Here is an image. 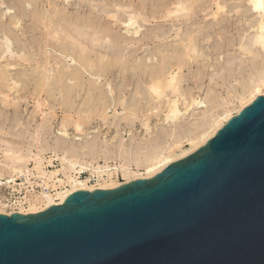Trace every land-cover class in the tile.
I'll list each match as a JSON object with an SVG mask.
<instances>
[{
	"label": "rangeland",
	"instance_id": "obj_1",
	"mask_svg": "<svg viewBox=\"0 0 264 264\" xmlns=\"http://www.w3.org/2000/svg\"><path fill=\"white\" fill-rule=\"evenodd\" d=\"M175 1L176 0H5V4L1 8L2 13H5L9 8L19 13L20 19L18 20L20 21V25L16 27L17 31L22 34V30H24L26 33L18 38V40L20 39V41L22 40V42L29 45L30 54L33 53V55H30L31 57L41 52L42 48L38 45L39 43H43L47 38L50 39L43 24L47 20L48 15V18H51L54 24L59 25L62 23L61 25L68 30H66V32L71 33V35H78L76 38L78 40L81 39L80 42L85 43L86 41L91 44H83L85 47L86 45L88 46L89 50L86 48L88 53L93 48V52H91L94 54L91 55L90 52L87 54V57L91 55V57H94V61L98 60L97 63L100 62L95 67L101 65V67H98L99 69L101 68L100 71H103V73L108 72V78L113 82L114 86H116V90L108 97V104H110L108 108L106 104L104 105V100L101 102L102 96L100 93L95 91V89L93 91L94 86L91 84H93L94 80L88 74H85L82 78L78 76V78H73L71 80L68 77L63 78V75H60L62 73H56L57 76L55 75L56 77L54 78L52 75L53 78L50 77L52 79L49 80L50 83L47 81L45 86H43L44 80H41L43 76H40L39 72L36 71L35 68L38 67V64L35 60H32L31 63L28 64L17 57L16 59L13 58L12 61L17 63L15 66H10L11 68L14 67L13 70L9 67V69H11V75L8 72H4L3 74L0 73V160L5 158L3 147H5L7 143L18 153H25L29 158L26 157L27 160H25L26 163L22 167L23 172L21 174L18 172H10L8 169L0 167L4 172L1 178L20 176L24 174L26 170L35 166L37 169L44 167L50 171H63L69 177L71 176L70 172H72L74 175L86 179L92 176V173H95L93 172L94 170L101 171V169L97 167L108 165L113 172L116 167L118 168V173L116 172L114 176L116 179L118 178L123 182L126 177H124L120 165L124 163L123 161L125 160L120 156V153H118L120 152V147L125 146L123 147V149H125L124 151L128 152V155L131 157H129L131 160L125 161L130 166L131 171L136 173L138 171L139 174L145 173V175L147 169L144 166L139 167L136 161L140 158V162L147 161L146 159L151 153L152 144L159 145L160 150L162 151L165 149L166 153L170 150L171 146L173 147V144L178 143L174 145L178 146L180 141V145L175 149L176 152L179 153L181 149L190 148L191 145L186 135L178 136V134H173V131L178 129L179 125L193 127L197 121H200L198 119L202 118L203 109L205 108H195L194 106L186 110L187 102L189 100L191 101L190 98L193 97L192 95L199 100L202 98L206 101L209 109L213 105L212 100H218V103L215 104L216 106L214 105L216 108L209 111V115H214L215 113L222 114V112L227 109L233 114H236L242 102L244 103L247 101L245 97L249 98L251 91L254 89L258 79L256 75L257 69L262 68L264 70V50H262L260 44L254 41L261 14L253 9L249 0H225V11L217 20L213 19L211 15H207V13L211 11L208 9V7L211 6V0H189L186 2L187 5L192 4L191 6L193 7L189 17L185 15L184 12L174 14V16L172 14V16L167 18L164 17L163 14L167 11L166 9L171 8ZM175 6L176 5H173L172 8H175ZM201 6L207 8V10L205 12L199 11L198 8ZM24 8H26V11H23ZM194 9L198 11L195 12ZM134 12L138 13L136 17H139L138 15H141V12L143 13V17L137 18V23H139L136 25H132L130 19L133 18L131 16L135 14ZM112 15H116V17ZM6 17H8V15ZM125 22L128 23L125 24ZM129 22L131 24L130 26H132L131 28H129ZM137 25L142 26L140 27V33L135 31ZM133 27H135V30ZM92 28L95 30L98 29L99 33L96 35L93 34ZM157 33L159 35L162 33V38H153V35ZM177 33H182V39L190 36L188 34H193V36H195L194 40L196 41V45L193 49L189 50L190 55H186L184 47L180 45V36H177ZM105 34H108L106 38L111 41H107L106 38H100L101 36L104 37ZM0 36V38L3 39V35ZM176 36L179 39H174ZM62 38L67 39L66 37ZM98 38L101 40L105 39L106 42H108V45L105 46L107 43L100 40L102 43H105L103 46H108L107 49L101 47L104 51L102 54L100 47L97 49V41L99 42V40H97ZM1 39L0 41H2ZM86 39H88V41ZM94 39H96V48L92 46V44L95 43ZM163 39L167 40L165 41ZM14 41L17 42L16 37ZM52 41L54 40L52 39ZM66 41H72V39L69 38V40L67 39ZM176 41H178V44ZM101 42L99 44H101ZM171 47H174V49H171ZM165 48L168 50H164ZM48 49L52 50L50 46ZM78 49L81 50L79 47ZM78 49H76L77 52H79ZM97 50H99L101 55L109 52L110 56L107 54L105 57V54L104 58H109L110 60L107 59V61H105V59L103 60L101 58L100 60V54ZM14 51L17 53L18 49L14 48ZM94 51H97L99 55L97 54V56ZM74 53H76V51H74ZM161 53L164 56L166 55L165 57H168L165 61H168L167 63L182 58H185L189 62L183 67L182 73L180 72L182 76V80L179 84L181 94H178L177 98H180L179 107L183 115L179 117L176 123H173V120H167L165 117L166 113H168V103L166 99H168L169 95L163 102L158 103L155 97L156 95L151 94L147 88L149 77L152 79L153 77H151V75L159 71L157 70L159 67L157 65L163 61ZM124 55H126V57H123ZM152 55L157 56L159 59L161 56L162 57L160 61H157V64L156 62H151V64L144 62L146 61V57H151ZM96 56L97 58H95ZM138 56L141 57V60ZM36 57L39 58L42 57V55L40 54ZM64 57L65 59L62 57L64 65L67 66L65 64L67 61V64L74 67V63L69 60L70 56L68 58L66 56ZM136 57L139 60H137ZM4 61L7 62L6 59L0 60V63L3 65L2 68L5 67ZM103 61H105V63ZM140 62L144 66L140 65ZM53 63L57 66L60 64V67L64 66L62 63H56V61H53ZM102 63L105 66L102 65ZM146 66L149 68L145 69L144 67ZM23 69L25 71L24 73H22ZM0 72L2 71L0 70ZM143 72L145 74H143ZM121 74H125L123 75V79H127H125L126 81L124 80V82L127 84L129 83L127 91L118 88L123 80ZM7 76H11L9 77L10 79L14 76L15 78L9 80ZM124 76L126 77L124 78ZM89 78L90 80L88 81ZM75 84H77V87H75ZM88 84L92 86L90 88L88 86L91 90L85 88ZM80 85H82V87ZM83 85L85 86L83 87ZM11 87L12 90H10ZM43 88H45V90ZM261 90H264V83ZM169 91L170 90L166 93H171V91ZM8 94L9 96H7ZM96 94L101 97L98 98ZM132 108L135 109V115L130 112ZM68 115L71 117L67 123L71 120L70 123L72 125V121H75L74 119H80V122L83 124V133L76 131L74 126L68 124L69 136L67 137L59 134L62 123ZM106 116L107 118L105 119ZM147 123L148 126L146 125ZM211 130H213V128L209 131ZM76 138H80V140H76ZM60 140L62 142H60V144L62 145L64 140L65 143L68 144L94 141L93 143H98L101 148H110L112 154H110V150H107L108 154L107 152L105 156L101 154L98 159L94 160L93 168L82 169L79 165L75 167L76 162H74L75 164H70L63 158L66 153L63 149L56 146V144H59ZM129 152L131 154H129ZM162 152H164V150ZM132 155L134 159H132ZM68 156V158L71 159L78 158L72 155ZM103 157L105 158L103 159ZM90 160H92V158L84 156L79 157L77 162H89ZM24 162L22 164H24ZM103 173L106 175L104 178H108L107 172Z\"/></svg>",
	"mask_w": 264,
	"mask_h": 264
},
{
	"label": "water",
	"instance_id": "obj_2",
	"mask_svg": "<svg viewBox=\"0 0 264 264\" xmlns=\"http://www.w3.org/2000/svg\"><path fill=\"white\" fill-rule=\"evenodd\" d=\"M0 264H264V95L151 178L0 213Z\"/></svg>",
	"mask_w": 264,
	"mask_h": 264
},
{
	"label": "bare ground",
	"instance_id": "obj_3",
	"mask_svg": "<svg viewBox=\"0 0 264 264\" xmlns=\"http://www.w3.org/2000/svg\"><path fill=\"white\" fill-rule=\"evenodd\" d=\"M187 1H189V0H176L174 4L171 3L172 6L173 5H176V6H175V8H172V6H171V8H168L167 7L168 8V9H166L167 11H165V13L163 14L164 17L167 18V17L172 16V14L174 16V14H179V13H183V12L185 13V15H187L189 17V15L191 14L190 13L191 12V9L193 7L191 6L192 4L191 5H189V4L187 5V3H186ZM211 1H212L211 6L208 7V9H210L211 11L209 13H207V15H211L213 19H217L218 20L219 17L225 11L226 1L225 0H211ZM249 2L251 3L253 9L256 10L257 12H259L261 14V19H260L259 24H258L257 33H256V35L254 37V41L256 43L260 44L261 47H262V50H264V0H249ZM4 4H5V0H0V35H3V37H2L3 39L0 38L2 40V41H0V60L1 59H6L7 60V62L4 61V64H5L4 65L5 66L4 68H2V66H3L2 63H0V70L2 71V72H0L1 74H3L4 72H6V73L8 72L11 75V71L10 70L11 69L13 70V68H14V67L13 68H11V67H12V65L15 66V64L17 63V62L15 63V61H12V59L13 58L16 59V57L19 58V59H21V60H23V61H25L28 64H30L32 60H35V62L38 64V67L35 68V69H36V71L39 72V75L40 76L41 75L43 76V79H41L42 81L44 80L43 86H45V84L47 83V81H48V83H50L49 80H52L50 77L53 78V76H54V78H55L57 76L56 73H58V74L62 73L60 75L61 76L63 75L62 76L63 78L64 77H66V78L68 77L71 80L73 78H78V76L79 77L81 76L80 78H82V76H85V74H88L94 80L93 81V84H91V85L94 86L93 87V91L95 89V91L99 92L102 97L100 95L98 96L96 94L97 97L98 98L101 97V102H102V100H104V102H103L104 105L106 104L108 106V108L110 107V104H108L109 103L108 97H109L110 94H112L116 90V86H114L113 82L108 78V76H109L108 72L107 73H103V71L102 72L100 71L101 68L99 69L98 67L99 66L101 67V65L95 67L100 62L97 63L98 60H95L96 61V64H95L94 57H91V55L94 54V53L92 54V52H93V48L92 47H91L92 50H90V52L92 51L91 52V55L87 57V54L90 53V52L88 53L89 48H88L87 45H86V47L83 46V44L85 45V43L87 44L88 42H86V41H85V43L80 42L81 41L80 37H79L80 40H78L76 38V36H78V35H76V34L75 35L74 34L71 35V33L66 32L67 29H65V27L61 25L62 23L59 24V25L58 24L57 25L54 24L53 21H52V19L51 18H48V15H47V20L43 24H44V27L47 30V34H48V36H49V38L51 40L46 37L47 39H45L44 42L42 41L43 43H39V44L37 43L40 46V48H42V49H41V52H38L39 54L36 55V56H39L41 54L42 57L37 58L35 55L31 57L30 55H33V53L30 54L31 52L29 51V45L27 43H25V42H22V40L20 41V39L18 40V38L22 37L26 33V31H24V30H22V32H21L22 34H20L19 31H17V28L16 27H18V25H20V23H19L20 21L18 20V19H20L19 13L17 11H12L11 10L12 8H9L5 13H2L1 8L3 7ZM169 4H170V2H169ZM199 5H201V4H199ZM193 6H194V4H193ZM201 7L200 8L196 7V8H198L199 11H204V12L207 10V8H205V7H202L201 8ZM151 9H153V8H151ZM194 10H195V12L198 11V10L196 11V9H194ZM23 11H26V8H24ZM107 13H109V12H107ZM134 13L135 14H132L133 16H131L133 18H130L132 25H136V24L139 23V22L137 23V21H138L137 18H140L141 16L143 17L142 14L144 13V11H143V13L141 12V15L140 14L138 15L139 17H136V14H138V13H136V12H134ZM7 15H8V17H6ZM134 15H135V18H134ZM112 16L113 17H116V15H112ZM130 19H129V21H130ZM126 23H128V22H125V24ZM130 25L131 24L129 22V26ZM131 27L132 26H130L129 28H131ZM140 27H142V26L141 25L140 26L137 25L136 30H135V27H133V29L136 32L140 33ZM131 31H133V30H131ZM70 32H72V31H70ZM97 33H99V30L98 29H96V30L93 29V34L96 35ZM161 34L160 35L158 33L156 35L154 34L155 36L153 35V38H156V37L157 38L158 37H161L162 38V35ZM181 34L182 33H180V34L177 33V36H180V45L184 47V50L186 52V55H190L189 50L193 49L194 46L196 45V41L194 40L195 36H193V34H188L190 36L187 35L188 36V37L186 36L187 38L184 37V39H182ZM17 35H18V37H17ZM63 35H65V36H63ZM107 35L108 34H105L104 37L101 36L100 38H106ZM177 36L174 37V39L177 38ZM15 37H16L17 42L14 41ZM62 37H66L68 40H69V38H71L73 42L72 41H66L67 39H63ZM100 38L97 39V40H99V42L97 41V43H98L97 44V49H98V47H100V49L102 50V48H104L106 45H108V42H106L105 39H102L101 40ZM52 39L54 41H52ZM139 39H140V37H139ZM177 39H179V38H177ZM86 40L88 41V39H86ZM94 40H95V43H93L94 45L92 44V46H95V48H96V45H95L96 44V39H94ZM100 40L102 42H106L107 44L102 43ZM103 40H105V41H103ZM108 40L109 39H107V41ZM163 40H165V39H163ZM109 41H111V40H109ZM70 42H72V43H70ZM100 42H101L102 45L99 44ZM176 42L178 44V41H176ZM173 43H175V42H173ZM103 44H105V46H103ZM89 45H91V44H89ZM180 45H179V47H180ZM49 46L52 48V50L51 49L50 50L48 49ZM81 46H83V47H81ZM78 47L81 50H79ZM107 47H105V48L107 49ZM174 47H171V49L172 48L174 49ZM176 47H177V45H176ZM14 48L15 49H18V52L17 53L14 51ZM76 49H78L79 52H77ZM73 50L76 51V53L78 55L76 53H74ZM86 50H87V53L85 54ZM164 50L167 51L168 49L165 48ZM97 51L99 52V50H97ZM97 51H94V52H96V55L98 54ZM166 51H165V53H166ZM103 52L104 51L102 50L101 51V54ZM169 52H170V50H169ZM99 54H100V52H99ZM101 54L99 55L100 56L99 59L101 58L103 60L105 59L104 58V55L105 54H106L105 57L107 56V54H108V56H110V53L109 52L108 53H104L103 55H101ZM64 56H66L67 58L70 56L69 57V60H70V62H73L74 63V67L73 66H70V64H67L66 63L67 61L65 62V64L67 66L64 65V63H63L64 60L62 59V57L65 59ZM97 56L95 58H97ZM157 56H153V55L151 57H146L145 56L146 57V61H144V62H147V64L148 63L151 64V62L152 63L153 62H156V64H157V61H160L161 57L163 56L162 57V60L163 61H161L159 63V65H157V66H159L158 69L156 67V69L159 70V71L156 73L155 72L156 70L154 69L155 70L154 71L155 73L154 74L151 73L154 76L151 75V77H153L152 79H150V77H149V79L151 81L148 79V81H149L148 82V85L146 83V85L148 87L147 86L146 87L148 88V91L151 92V94H153V95L155 94L156 95L155 97L158 100V103L163 102L164 99L167 98L168 95H169L168 99H166V102L168 103V113H166L165 117H166L167 120L168 119L169 120H173V123H176V121L179 119V117L181 115H183V113H181V109L179 107V102H180L179 100H180V98L179 99L177 98L178 97V94H181V88H180L179 84H180V81L182 80L181 79L182 76H181L180 72L182 71L183 67L185 65H187L189 62L185 58H182L181 57L182 59H180V60H177L176 61V59H175V61L170 62V63H167L168 61L165 62L167 60V58H168V57H165L166 55L164 56L162 54V56L160 57V59ZM123 57H126V55H124ZM138 57H140V56H138ZM113 58H115V57H113ZM121 58H122V56H121ZM136 58H135V60H136ZM169 58H170V56H169ZM107 59L110 60L109 58H107ZM107 59H105V61H107ZM143 59H142V61H143ZM137 60H139V59L137 58ZM140 60H141V57H140ZM53 61H56V63H62L65 66V68H64V66H61L60 67V64L58 65L59 66V68H58V66L55 65L53 63ZM105 61H103V62L105 63ZM119 61H120V59H119ZM125 61H123V62H125ZM102 65H104V64L102 63ZM123 65H124V63H123ZM140 65H143V64H141V62H140ZM9 67L11 69H9ZM134 67H132V68H134ZM146 67H144V68L145 69H148L149 68L148 66H146ZM30 70H32V69H30ZM130 70H131V68H130ZM105 71H107V70H105ZM110 71H112V70H110ZM24 72L25 71L23 69V72L22 73H24ZM144 72H143V74H145ZM151 72H152V70H151ZM25 75H26V73H25ZM123 75H125V74H123ZM123 75L121 74L122 79H123ZM132 75H133V73H132ZM135 75H136V73H135ZM256 75H257V78L258 79H257V82L255 83L254 89L250 93V97L249 98H246L245 97V99L247 101L244 102V103L242 102V105L240 106V108L238 107L239 109L237 110L236 114H238L243 108H245L246 106H248L249 104H251L258 96L264 95V90L263 91L261 90V87L263 86V83H264V70L262 68L257 69V74ZM2 76H4V75H2ZM9 77H11V76H9ZM9 77L7 76V78H9ZM27 77H28V75H27ZM125 77L126 76H124V78ZM130 77H133V76H130ZM12 78H15V76L12 77ZM11 79L9 78V80H11ZM125 79L122 80V82L119 84L120 85L119 87L117 86L118 88H121V90H123V91H127V88H129L128 87L129 86V83L127 84L126 82H124ZM38 80H40V79H38ZM89 80H90V78L88 79V81ZM76 83H78V82H76ZM12 84H15V83H12ZM84 84H85V82H84ZM91 85L88 84L87 87H85V88L89 89L90 87H92ZM80 86L82 87V85H80ZM84 86L85 85H83V87ZM88 86H89V88H88ZM75 87H77V84H75ZM81 87H79V88H81ZM43 89L45 90V88H43ZM10 90H12V87L10 88ZM89 90H91V89H89ZM168 90H170L171 93H168L167 94L166 92ZM171 95H174L175 98H174V96H171ZM7 96H9V94ZM192 96H191L192 98H190L191 101L189 100L190 102L189 101L187 102L188 104L186 105V110H188L190 107H194V106H195V108L196 107L205 108V109H203L204 111L202 113L203 114L202 118L201 119H198L200 121H197V123H195V126H193V127L191 126L192 128L190 126L179 125V128L176 129L175 131H173V134L174 133L175 134H178V136L179 135H186V137L188 138V141H189V143L191 145L190 148H188V149H181L179 153L176 152L175 149L178 148V146L180 145V142H181L180 141L178 146H174V145H176L178 143L173 144V147L171 146L170 150L166 153L165 152V149H163L164 152H162L163 150L162 151L160 150L159 145L152 144V149L150 151L151 153L149 154V157L147 158L145 156L147 158L146 159L147 161L140 162V159H141L140 158L139 160L136 161L138 164L135 162L139 167L140 166H144L147 169V172H146V175H145V173L144 174H141V173L139 174L138 171H137V173L131 171L130 166L127 164V162H125V161H128V160H131L130 159L131 157H130V155H128V152L124 151L125 149H123V147H125V146L120 147V149H119L120 152H118V153H120V156H122V158L125 160V161H123L124 163H121V165H120V169H121V171H123L124 177H126V179H125V181H123V183L120 182V181H118V179H116V177L114 176V174L116 175V172L118 171V168L117 167H116V169L113 168L115 170L113 172L110 169V166H108V165L100 166V167H97V168L98 169H101V171H103V172H107L108 178H103V180H101V182L99 184H96V185L95 184H89L88 183V179H86V180H80V179H77L76 177L73 178L72 176H70V177H68L69 179H68L67 182H69V183H72L73 182V184H72V187L69 190H67L65 192L59 191L55 195H51V196L50 195L39 194V193L32 194L29 197V206L27 208V211L21 210L22 211L21 213H23V214H35V213L42 212L43 210H45L46 208H48L50 206H54V205H58V204L63 203V201H64V199H65V197L67 195H70V194H72L73 192H75L77 190L114 189V188L120 186L121 184L134 181V180H136L138 178H151V177L155 176L156 174L162 172L164 170V168H166V166H168L170 163L175 162L177 160H180V159L188 156L192 152L198 150L200 147H202L203 145H205L228 122V120H230L236 114H233L229 109H227L224 112H222V114L221 113H215L214 115L213 114L212 115H209L208 112L211 111V110H214L216 108L215 107L216 106L215 104L218 103V100L213 99L212 100V102H213L212 104L213 105L209 109L208 108V104L206 103V101H204L202 98L199 100L198 98L194 97V95H192ZM101 102H100V104H101ZM124 110H127V109H124ZM130 112H131V114H134V115L136 114L134 108H132L130 110ZM70 117H71L70 115H68V116L65 117V121H63V123H62L61 131H60L59 134H61L63 136H67V137L69 136L70 133H69V130H68L69 129L68 128V126H69L68 124H70V125H72V124L70 123L71 120L68 123H67V121L69 120ZM106 118H107V116L105 117V119ZM74 120L75 121H72V123H73L72 126H74V128H75L76 131L83 133V124H82V122H80V119H78V120L77 119H74ZM146 125L148 126V123ZM212 128H213V130L209 131ZM61 140L59 141V144H56V146L58 148L64 150V152L66 154H65V156H63V158H65L70 164H73L74 162H76L75 167L77 165H79V166H81V168H87V169L88 168H93L94 167L93 166L94 160L95 159H98L100 157L99 155H101V154H104V156H105L106 155V152L108 154V151L107 150H110V148L109 149H106V148H103V147L101 148V146H99L98 143H93L94 141H92V142L91 141H87V142H83V143L72 144L71 143L72 140H71L70 141L71 144H68V143H65V140H64V143L62 145V144H60ZM76 140H80V138H78V139L76 138ZM166 150H167V148H166ZM3 152L5 154V158L3 160H0V167L8 169L10 172H18L19 174H21L23 172L22 171V167H23V165H25V163H26L25 160H27L26 157H28V156L25 153H18L8 143L5 145V147H3ZM110 154H112V151L110 152ZM129 154H131V153L129 152ZM68 155H72V156L78 157V158H74V159L72 158L71 159V158H68L69 157ZM138 155H137V157H138ZM144 155H145V153H144ZM84 156H86V157L88 156V157L92 158V160H90L89 162L88 161H80V162L78 161L77 162V160L79 159V157H84ZM104 158L105 157H103V159ZM112 158H113V156H112ZM132 159H134V156L132 157ZM23 162H24V164H22ZM3 175H4V172L0 169V180L2 179L1 177ZM8 212L9 211H7L2 206V204H0V213L8 214Z\"/></svg>",
	"mask_w": 264,
	"mask_h": 264
},
{
	"label": "built area",
	"instance_id": "obj_4",
	"mask_svg": "<svg viewBox=\"0 0 264 264\" xmlns=\"http://www.w3.org/2000/svg\"><path fill=\"white\" fill-rule=\"evenodd\" d=\"M93 172L95 173H92V176L86 178L89 184H99L104 176L106 177L103 171L94 170ZM70 175L73 178L86 180L81 176L74 175L72 172H70ZM68 177L63 171H50L44 167L37 169L34 166L20 176L2 178L0 180V204L9 211L8 215L15 212L21 213V210L27 211L29 197L32 194L39 193L51 196L59 191L69 190L73 182H67ZM118 181L120 180L118 179Z\"/></svg>",
	"mask_w": 264,
	"mask_h": 264
}]
</instances>
